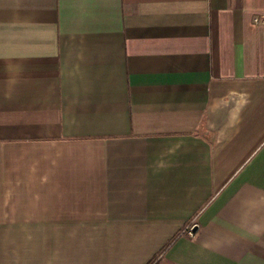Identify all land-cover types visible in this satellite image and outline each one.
Here are the masks:
<instances>
[{"label": "crops", "instance_id": "crops-1", "mask_svg": "<svg viewBox=\"0 0 264 264\" xmlns=\"http://www.w3.org/2000/svg\"><path fill=\"white\" fill-rule=\"evenodd\" d=\"M0 264H264V0H0Z\"/></svg>", "mask_w": 264, "mask_h": 264}]
</instances>
